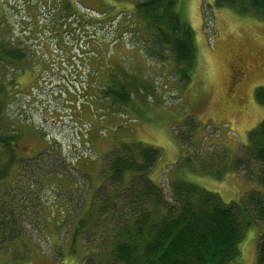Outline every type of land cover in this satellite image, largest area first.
Returning <instances> with one entry per match:
<instances>
[{
    "label": "rangeland",
    "instance_id": "rangeland-1",
    "mask_svg": "<svg viewBox=\"0 0 264 264\" xmlns=\"http://www.w3.org/2000/svg\"><path fill=\"white\" fill-rule=\"evenodd\" d=\"M136 1L0 0V43L25 54L0 58L4 116L21 130L17 153L41 155L3 182L19 195L33 180L23 200L28 248L17 242L0 251V264H87L97 255L109 262L113 223L103 224V215L97 221L89 205L112 143L158 147L149 176L167 195L175 180L216 192L225 203L257 188V165H235L246 155L248 131L264 117L255 96L264 86V18L215 0H183L197 53L188 79L169 47L163 58L147 54L156 29ZM238 58L248 73L240 86L233 74L230 85ZM123 87L127 100L112 98L111 90ZM263 231L264 221L244 230L236 264H257Z\"/></svg>",
    "mask_w": 264,
    "mask_h": 264
},
{
    "label": "trees",
    "instance_id": "trees-1",
    "mask_svg": "<svg viewBox=\"0 0 264 264\" xmlns=\"http://www.w3.org/2000/svg\"><path fill=\"white\" fill-rule=\"evenodd\" d=\"M215 3L234 7L241 14L264 18V0H215ZM135 6L144 10L156 29L147 44V54L163 58L162 48L169 47L174 64L182 67L180 74L190 78L197 53L183 0H139ZM12 45L0 43V58L18 60L25 56L24 51ZM111 92L115 94L112 98L120 102L127 100L125 87ZM255 96L264 104V86L256 89ZM6 99L5 84H1L0 251L17 242L28 248L23 236L27 237L25 216L30 214L23 200L33 180L28 187H21L19 195L11 192L15 190L10 189L11 182H3L14 172V167L18 172L41 159V155H36L35 160V156L17 153L21 130L4 116ZM247 134L246 155L238 158L235 167L244 165L249 170L251 165H257L259 170L253 177L257 188L248 191L239 201L228 203L216 192L179 180L170 182V195H167L149 176L160 157L158 147L142 141L110 144L102 153L99 170L102 182L94 191L89 209L98 216L97 221L104 216L103 224L110 218L113 247L106 255L109 262L102 263V256L97 255L89 257L87 264H236L244 230L257 221H264V117ZM37 166L44 171L42 165ZM39 182L35 180L36 184ZM96 220L78 219L77 222L83 225L85 221L86 225ZM100 251L106 252L102 245ZM20 257L14 255L16 260ZM256 263L264 264V231L257 240Z\"/></svg>",
    "mask_w": 264,
    "mask_h": 264
},
{
    "label": "flooded vegetation",
    "instance_id": "flooded-vegetation-1",
    "mask_svg": "<svg viewBox=\"0 0 264 264\" xmlns=\"http://www.w3.org/2000/svg\"><path fill=\"white\" fill-rule=\"evenodd\" d=\"M238 61H236L235 63L239 64V66H233L232 68V75H231V80H230V85L233 83V81L235 82L236 79L238 80L237 84L240 86L241 83L244 81V79L246 78L247 76V73H248V68L244 67L243 64H241V58H238L237 59ZM245 68V69H244ZM237 72V73H234V72ZM233 74L237 75L236 79L235 77H233ZM235 85V83H234Z\"/></svg>",
    "mask_w": 264,
    "mask_h": 264
},
{
    "label": "bare ground",
    "instance_id": "bare-ground-1",
    "mask_svg": "<svg viewBox=\"0 0 264 264\" xmlns=\"http://www.w3.org/2000/svg\"><path fill=\"white\" fill-rule=\"evenodd\" d=\"M175 46V45H174ZM58 51V50H57ZM20 53V52H19ZM231 142V141H230ZM231 144V143H230ZM45 193V192H44Z\"/></svg>",
    "mask_w": 264,
    "mask_h": 264
}]
</instances>
